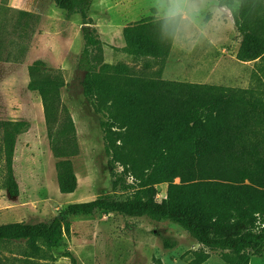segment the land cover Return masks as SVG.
I'll return each instance as SVG.
<instances>
[{
    "label": "trees",
    "instance_id": "trees-1",
    "mask_svg": "<svg viewBox=\"0 0 264 264\" xmlns=\"http://www.w3.org/2000/svg\"><path fill=\"white\" fill-rule=\"evenodd\" d=\"M93 1L55 0L60 9L81 15L90 25L84 29L80 59L84 95L104 119L113 187L129 195L70 204L50 221L0 225V243L25 242L30 253L38 255L65 246L73 217L118 214L175 223L200 246L227 251L228 264H250L252 257H263L264 98L254 88L149 78L124 63H105L104 43L89 16ZM216 1L232 12L241 36L238 60L264 62V0ZM123 38L125 53L156 61L169 55L173 43L155 18L125 27ZM38 90L50 148L59 160V188L72 194L77 178L64 159L78 154L75 124L61 102L57 79H47ZM2 129L11 171L17 139L28 128L16 121L4 123ZM162 184H167V195L158 201L157 186ZM176 246L164 240L165 248ZM64 256L76 263L69 251Z\"/></svg>",
    "mask_w": 264,
    "mask_h": 264
},
{
    "label": "rangeland",
    "instance_id": "rangeland-1",
    "mask_svg": "<svg viewBox=\"0 0 264 264\" xmlns=\"http://www.w3.org/2000/svg\"><path fill=\"white\" fill-rule=\"evenodd\" d=\"M215 4L220 7L216 0ZM223 9L216 20L211 11L205 12L192 39L173 42L162 61L137 59L123 50L125 27L147 18L159 19L155 0H94L89 16L104 43L105 63H124L137 75L149 78L254 88L264 98V62L238 60L241 36L235 25H226L228 12ZM132 10L146 12L130 18ZM89 27L81 15L60 9L55 0H0V225L50 221L70 204L100 196L120 200L129 195L113 187L101 128L104 119L84 95L85 71L80 59L84 29ZM52 78L60 84L61 102L76 128L78 154L64 159L71 162L77 178L72 194L59 188V160L50 148L38 90ZM16 121L26 123L28 130L17 139L10 171L2 127ZM166 195L167 184L158 185L157 200ZM71 222L65 246L53 251L34 255L25 242L0 243V264H74L64 256L66 251L75 257V264H228L227 251L198 246L170 221L98 214L73 217ZM165 239L177 246L165 248ZM204 256L208 258L203 261ZM250 264H264V256L252 257Z\"/></svg>",
    "mask_w": 264,
    "mask_h": 264
},
{
    "label": "clouds",
    "instance_id": "clouds-1",
    "mask_svg": "<svg viewBox=\"0 0 264 264\" xmlns=\"http://www.w3.org/2000/svg\"><path fill=\"white\" fill-rule=\"evenodd\" d=\"M155 6L162 34L174 43L191 40L205 12L211 11L213 20L224 14L215 0H155Z\"/></svg>",
    "mask_w": 264,
    "mask_h": 264
},
{
    "label": "crops",
    "instance_id": "crops-1",
    "mask_svg": "<svg viewBox=\"0 0 264 264\" xmlns=\"http://www.w3.org/2000/svg\"><path fill=\"white\" fill-rule=\"evenodd\" d=\"M146 10L142 12L140 11H137V10H132L128 13V17L130 18H136L137 16H143L145 14ZM227 12H228V21L226 20V25H228L229 27H234V21H233V17H232V12L230 10L227 9ZM236 27V26H235ZM199 246V245H198ZM262 258V257H260Z\"/></svg>",
    "mask_w": 264,
    "mask_h": 264
},
{
    "label": "built area",
    "instance_id": "built-area-1",
    "mask_svg": "<svg viewBox=\"0 0 264 264\" xmlns=\"http://www.w3.org/2000/svg\"><path fill=\"white\" fill-rule=\"evenodd\" d=\"M200 246V245H199Z\"/></svg>",
    "mask_w": 264,
    "mask_h": 264
}]
</instances>
